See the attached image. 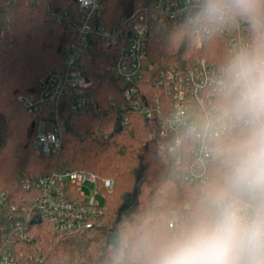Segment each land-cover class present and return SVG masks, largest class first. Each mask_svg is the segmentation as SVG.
Masks as SVG:
<instances>
[{"label":"trees","instance_id":"trees-1","mask_svg":"<svg viewBox=\"0 0 264 264\" xmlns=\"http://www.w3.org/2000/svg\"><path fill=\"white\" fill-rule=\"evenodd\" d=\"M155 2L106 0L101 15L112 21ZM72 16H77L74 0H0V192L9 204L14 203L25 194L27 180L57 168L84 169L110 178L114 185L104 191L103 209L89 226L58 232L43 221L32 230L26 248L41 256L42 264H150L166 239L209 210L212 195L229 172L230 150L245 140L251 129L214 139L208 177L202 181L186 178L190 133L166 130L168 110L146 117L131 108L122 94L126 84L108 69L119 48L105 46L95 37L80 56V71L97 83L93 94L99 110L62 111L60 148L49 156L39 155L34 138L46 113L28 112L18 97L36 92L46 70L64 65L65 48L77 38L67 24ZM229 18L237 20L248 48L264 35V7L256 19ZM226 39L220 30L196 33L186 23L164 30L152 22L147 49L153 68L139 82L138 95L166 102L152 80L170 64L188 66L194 58L202 57L221 69L230 59ZM118 116L122 129L113 132ZM162 130L166 134H161ZM176 136L184 138L178 145ZM152 146L156 165L161 162L153 175L144 164ZM135 186L133 204L121 212L114 232H110L119 207ZM145 233L152 244L137 252L139 238Z\"/></svg>","mask_w":264,"mask_h":264},{"label":"built area","instance_id":"built-area-1","mask_svg":"<svg viewBox=\"0 0 264 264\" xmlns=\"http://www.w3.org/2000/svg\"><path fill=\"white\" fill-rule=\"evenodd\" d=\"M74 1L77 16L69 17L67 24L77 38L65 48L64 65L46 70L39 77L36 92L18 97L28 112L46 113V119L37 126L36 152L49 156L60 148L62 111L98 112L93 94L97 83L80 71L81 54L92 38L98 37L105 46L119 48L108 69L126 84L122 94L131 108L146 117L168 110L166 130L177 134L186 131L192 140L185 177L193 181L206 179L214 139L242 135L250 125L231 113L232 97L223 87L222 68L206 58L196 57L188 66L170 64L158 71L153 85L161 89L166 102H160L158 97L153 101L140 97L139 82L153 68L147 49L148 32L152 22L164 30L183 23L196 33L220 30L227 36L231 59L248 48L237 20H213L203 15L204 0H156L152 6L137 8L112 21L101 15L106 0ZM195 9L197 12L191 16ZM166 130L161 134H166ZM182 139L176 136L175 143L180 144ZM84 185L90 187L89 192L83 189ZM113 185L112 179L99 178L92 171L66 167L27 180L23 185L25 194L14 203L9 204L0 192V264H42V257L26 248L34 227L43 221L58 232L89 226L103 209L97 195L104 198V191Z\"/></svg>","mask_w":264,"mask_h":264},{"label":"clouds","instance_id":"clouds-1","mask_svg":"<svg viewBox=\"0 0 264 264\" xmlns=\"http://www.w3.org/2000/svg\"><path fill=\"white\" fill-rule=\"evenodd\" d=\"M262 7L264 0H204L201 12L213 20L256 19ZM221 74L230 111L250 125V134L230 150L229 172L209 210L166 239L150 264H264V35ZM151 244L142 234L137 252Z\"/></svg>","mask_w":264,"mask_h":264},{"label":"water","instance_id":"water-1","mask_svg":"<svg viewBox=\"0 0 264 264\" xmlns=\"http://www.w3.org/2000/svg\"><path fill=\"white\" fill-rule=\"evenodd\" d=\"M196 12H197V9H195L192 12L191 16H193ZM121 129H122V122H121V118L118 116V117H116L115 122H114L113 132H118ZM135 194H136V186L134 187L132 195L127 197L125 199V201L123 202V204L119 207L116 218L110 227V232H114L116 224L120 219L121 212L126 210L127 208H129L133 204Z\"/></svg>","mask_w":264,"mask_h":264},{"label":"rangeland","instance_id":"rangeland-1","mask_svg":"<svg viewBox=\"0 0 264 264\" xmlns=\"http://www.w3.org/2000/svg\"><path fill=\"white\" fill-rule=\"evenodd\" d=\"M153 146H152V148H151V151H149V152H147L146 154H145V157H144V164H145V166H146V168H147V172L149 173V174H151V175H153V172H154V170H158V169H160V165H161V162L160 161H158L157 162V165H156V161H155V159L153 158V154H152V152H153ZM150 175V176H151ZM100 178V177H99ZM83 189L86 191V192H89V190H90V187L88 186V185H84L83 186ZM97 199L98 200H100L102 203H103V197L101 196V195H97Z\"/></svg>","mask_w":264,"mask_h":264}]
</instances>
